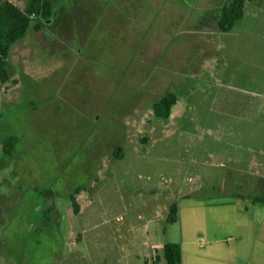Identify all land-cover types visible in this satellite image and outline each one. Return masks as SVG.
<instances>
[{
  "label": "rangeland",
  "instance_id": "374dc122",
  "mask_svg": "<svg viewBox=\"0 0 264 264\" xmlns=\"http://www.w3.org/2000/svg\"><path fill=\"white\" fill-rule=\"evenodd\" d=\"M226 1L57 0L12 46L0 264H166L168 244L181 264H264V0L259 42L214 74L195 29Z\"/></svg>",
  "mask_w": 264,
  "mask_h": 264
},
{
  "label": "trees",
  "instance_id": "16d2710c",
  "mask_svg": "<svg viewBox=\"0 0 264 264\" xmlns=\"http://www.w3.org/2000/svg\"><path fill=\"white\" fill-rule=\"evenodd\" d=\"M253 0H227L220 8V17L218 19V30L226 33L231 30L233 24L243 16L245 2ZM57 0H28L24 10L18 8L11 0H0V83L8 81V58L11 48L18 41L22 40L30 27L38 32L42 29L45 22L51 20L53 16V7ZM176 103L174 94H168L153 104L152 111L156 118L167 120L170 116V110ZM18 142V137L8 135L2 142V151L10 156ZM114 151V156L120 158ZM74 202V201H73ZM74 211H77L73 205ZM52 208L50 207L48 213ZM169 222L175 221V207L170 209ZM163 259L166 264H181V253L178 245L168 244L163 248Z\"/></svg>",
  "mask_w": 264,
  "mask_h": 264
},
{
  "label": "crops",
  "instance_id": "0c3cea01",
  "mask_svg": "<svg viewBox=\"0 0 264 264\" xmlns=\"http://www.w3.org/2000/svg\"><path fill=\"white\" fill-rule=\"evenodd\" d=\"M248 5H249L248 7L246 5L243 9L242 18L236 21L233 24L231 30H229L226 33H222L218 30L217 23H218L219 18L213 15V12H211L210 9H206L207 13L205 14V16H203L204 17L203 19L206 22L204 24L202 23L201 27L195 29L199 33L198 34L199 39H201V36L205 38L204 45H201L204 48L202 55H205V58L206 57L210 58V63H208L205 68L206 69L210 68L211 73L215 74V71H218V74H219V70H220L219 67H221L222 70H225L227 63L230 62L232 58L243 55V49L245 48V45L243 49L240 48V44H242L240 41L242 40V38L250 37L252 38L253 41L255 40L257 42L258 40L259 42V33H257V30H255V26L253 25L252 27L250 23L254 22V19H256L255 14L259 8L260 2L258 0H253ZM218 12L220 13L219 9H218ZM214 17H216L215 26L208 25L209 19L214 18ZM237 43H238V46H237ZM194 46H197V43H195ZM8 61H9V58H8ZM199 69L200 68H198V66H195V70H194L195 77L198 76L199 71H200ZM211 81H212V84L214 82L219 83L220 79L214 80V81L211 80ZM185 84H187L186 81H185ZM170 86L178 90V87L176 85H173V83L170 84ZM177 102H179V98L176 96V103L175 105L172 106L170 110L171 116L174 113V109H175V106L177 105ZM177 111H178V108L177 110H175V112Z\"/></svg>",
  "mask_w": 264,
  "mask_h": 264
}]
</instances>
